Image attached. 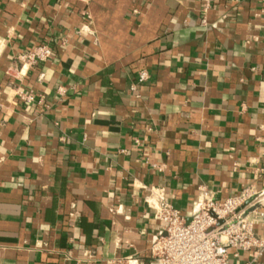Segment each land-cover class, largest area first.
I'll return each instance as SVG.
<instances>
[{
    "label": "crops",
    "instance_id": "crops-1",
    "mask_svg": "<svg viewBox=\"0 0 264 264\" xmlns=\"http://www.w3.org/2000/svg\"><path fill=\"white\" fill-rule=\"evenodd\" d=\"M248 186L264 204V0H0V264H157V200Z\"/></svg>",
    "mask_w": 264,
    "mask_h": 264
},
{
    "label": "built area",
    "instance_id": "built-area-1",
    "mask_svg": "<svg viewBox=\"0 0 264 264\" xmlns=\"http://www.w3.org/2000/svg\"><path fill=\"white\" fill-rule=\"evenodd\" d=\"M50 54V46L40 43L19 57L34 64ZM146 76L140 69L137 81ZM199 192L197 210L189 217L165 200L159 199L152 206L162 230L149 245L157 264H236L228 259L227 249L233 257L238 251L247 252V259L240 264L254 263L264 249V237L254 231L256 224L264 227V204L252 201L257 192L248 186L221 201L214 200L204 187Z\"/></svg>",
    "mask_w": 264,
    "mask_h": 264
}]
</instances>
